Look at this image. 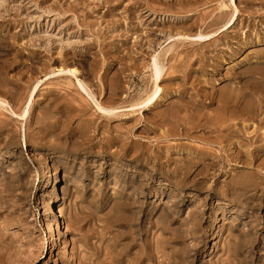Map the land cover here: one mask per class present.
<instances>
[{"label":"rangeland","instance_id":"obj_1","mask_svg":"<svg viewBox=\"0 0 264 264\" xmlns=\"http://www.w3.org/2000/svg\"><path fill=\"white\" fill-rule=\"evenodd\" d=\"M235 5L0 0L2 264H264V0Z\"/></svg>","mask_w":264,"mask_h":264},{"label":"bare ground","instance_id":"obj_2","mask_svg":"<svg viewBox=\"0 0 264 264\" xmlns=\"http://www.w3.org/2000/svg\"><path fill=\"white\" fill-rule=\"evenodd\" d=\"M229 3L231 4V6L233 7V12H232V16L229 18V20L227 21V23L225 25H223L222 30H227L229 29L230 27L233 26V24L235 23L236 21V14L238 12V9L235 5V0H228ZM217 34V33H216ZM193 39H196V40H200V41H203V40H207L208 39V35H197V36H194L192 37ZM150 71H151V83H152V88L151 90L149 91V93L143 97V99L139 100L138 102H136L134 105H131L130 108H127L126 110L124 109V111H128V110H131L134 111L133 109L135 110H139L141 109L142 111L143 110H148V109H151L152 107H154L156 104H158V102H160V99L162 97V89L161 87L159 86V82L161 80V77H162V73H163V66L159 63L158 61V58L157 57H153L152 60H151V63H150ZM51 73V72H50ZM60 73H69L73 76H76V71L74 69H66V70H62V69H58L57 71H54L53 73L49 74L50 75H53V74H60ZM48 76V75H47ZM40 81L37 82V84L32 88V90L30 91L26 101H25V104H24V107H23V110L21 113L17 114L15 113L13 110L11 109H7L10 113L9 115L19 119L22 123L26 121V119L28 118V114L30 112V109L34 103V99H35V95L38 91V88L40 86ZM76 86H78L81 90H83L82 92H84L88 98L91 99L92 103L95 105L96 109L99 110V112L105 116H111V115H117L116 113L113 112V110L115 109H111V108H106V107H103L101 104H99L94 98H93V95L91 94V92L87 89L86 85H84L80 80L77 79L76 81ZM3 103L0 102V107H2ZM132 107V108H131ZM121 109V108H119ZM117 110V109H116ZM118 111V110H117ZM120 111V110H119ZM118 111V112H119ZM119 114V113H118ZM220 114V113H219ZM177 115V114H176ZM222 115V114H220ZM160 116V115H159ZM223 116V115H222ZM221 116V117H222ZM176 117V116H175ZM186 117V116H185ZM184 117V118H185ZM220 117V118H221ZM223 119V118H222ZM180 121V120H179ZM224 121V120H222ZM221 121V122H222ZM176 122V121H175ZM216 122V121H215ZM186 124V123H185ZM200 126V125H199ZM25 127V126H24ZM209 127V126H208ZM174 129V128H173ZM23 135H24V129H23ZM193 151V150H192ZM133 188V187H132ZM130 192V191H129ZM1 198V197H0ZM4 200V199H3ZM6 203L7 202H3L0 200V212L1 210L3 211V209L7 208L6 207ZM127 204V202H126ZM53 211V210H52ZM50 213V212H49ZM56 213V212H54ZM1 214V213H0ZM6 244V243H5ZM3 240L0 239V264H2V257L3 255L6 253V251H8V244L5 245ZM10 246V245H9ZM5 250V251H4ZM159 250V249H158ZM162 250V249H161ZM156 251V250H155ZM9 254V253H8ZM120 254V253H119ZM118 254V256H119ZM117 256V257H118ZM122 256V255H121ZM155 256V255H154ZM160 256V255H159ZM116 257V258H117ZM123 259V258H121ZM8 260V259H7ZM118 260V259H117ZM134 260V259H133ZM136 262V260H135ZM4 263V262H3ZM154 263V262H153ZM155 264V263H154ZM157 264V263H156Z\"/></svg>","mask_w":264,"mask_h":264}]
</instances>
